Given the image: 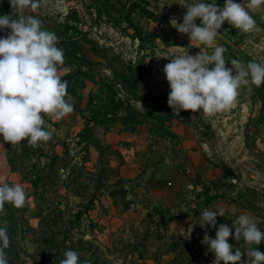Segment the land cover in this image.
<instances>
[{
    "label": "rangeland",
    "instance_id": "1",
    "mask_svg": "<svg viewBox=\"0 0 264 264\" xmlns=\"http://www.w3.org/2000/svg\"><path fill=\"white\" fill-rule=\"evenodd\" d=\"M60 2L62 11L56 8L57 0H47V3L41 0L42 8L36 17L44 20L49 27L51 21L63 20L64 23L67 18L84 20L89 25L83 30L77 26L76 30L72 28L74 29L72 35L78 36L76 44L83 48L86 43L88 48L85 51L89 52L90 56L93 54L95 57H101L97 64L90 63L94 59L87 57L90 62L83 66L84 74L88 76L86 80L91 79L94 82V90L99 95L97 97L89 93L87 109L83 116L84 123L86 118L92 119L95 115L93 108H97L99 104L104 115L102 121L94 125L99 126L94 127L91 132V140H95L96 143H88L89 141L84 139L75 147L72 139L66 141L67 151L46 168L43 167L45 163L38 149L27 143L12 146L6 142L14 165L21 170L33 194L26 217L34 229L26 227L18 233V236H24L21 243L27 250V264H52L51 260L55 254L57 258L59 255L63 259V254L67 251H56L57 246H49L51 249L47 252L40 250L41 247L47 246L43 237L54 235L51 231L47 233L41 231L43 225L53 220L52 216H49L45 221L46 210L40 211L36 203L44 208L47 201H59L67 210L66 213H62L57 224L52 226L60 231L57 234L59 243L62 241L65 228L63 222L75 219V212L85 210V207L89 206L81 222L72 229L73 235H83L84 239L92 243L90 246L87 245L88 250H82L79 255V260H83L82 264H214L215 254L202 243L205 232L214 239L220 224H228L231 227L232 221L241 214L250 215L256 222L262 217L257 225L264 231V85L259 87L250 85L251 92L248 91V87H243L235 105L213 117L204 115L202 109L194 113L197 115L195 124L209 141L207 154L211 156L212 161L223 164L226 173L237 179L230 187L236 188V191L238 186L242 189L241 214L235 217L226 213L224 217L218 216L216 229L211 225L207 227L200 225L203 210L194 214L190 221L184 220L179 223L178 227L181 226L182 231L169 228V223L173 219L171 214L162 220H157L151 214L144 218L129 216L118 230L111 227L110 222L105 220L106 209L97 199L101 194L109 192L119 206H126L128 202L123 189V178H116V165L122 161L121 153L115 146L101 142L102 133L107 127L115 125V122L123 123L131 129L142 121L151 119L157 130H164L166 121L172 117L183 116L181 112L187 113L185 118L191 117L193 113L191 110H182L179 114L171 116L174 114L168 105L171 89L163 72L164 66L170 61L157 56L166 55L169 50L187 49L189 55L194 56L201 51L200 48L208 53L213 49L206 48L197 41L191 42L188 34L179 33L171 25L172 19L183 23L187 8L180 3L193 4L199 0H60ZM203 2L207 4L213 0ZM214 2L223 7L225 0ZM235 2L242 3L256 23L253 30L244 33L225 21L219 30L216 45L226 49L224 53L226 67H232L230 62L233 59L245 64L250 61L264 63V4L259 8L250 9L247 8L249 0ZM49 5L50 11L45 10L44 8ZM5 14L21 13L12 8L10 0H0V15ZM196 23L199 26L200 19H197ZM62 24L51 30L55 34L65 32L66 23ZM76 44L72 50L77 47ZM177 46L185 49H177ZM74 50L76 53L80 51L78 48ZM83 79L84 77L79 76L78 81ZM75 84L79 85L78 82ZM80 91L82 92V88L78 86L75 93L68 92L69 97L72 98ZM94 123L95 121L91 120L90 124ZM0 139H3L2 135ZM91 143L100 146L96 150L97 156L96 151L90 149ZM71 146L72 150L69 149ZM91 152L95 156L93 169L90 163L89 167L84 163V159L90 158ZM80 160L82 164L79 163ZM101 207L102 213L98 212V208ZM93 208L97 210L93 212ZM70 212L72 214H69ZM5 214L6 209L1 216ZM4 220L6 223L11 221L6 218L2 219ZM41 220L44 223H41ZM49 223L44 228L51 227ZM234 231L233 228V234ZM72 240H76V237L73 236ZM228 242L233 245L234 250L238 248L245 254L250 249H259L262 244L264 246V242L260 245H247L243 238L236 241L234 236L230 237ZM14 243V247H9L12 254L18 248L17 243L15 241ZM135 253L138 257L133 258ZM248 260L247 255L242 257L244 264H247Z\"/></svg>",
    "mask_w": 264,
    "mask_h": 264
},
{
    "label": "clouds",
    "instance_id": "2",
    "mask_svg": "<svg viewBox=\"0 0 264 264\" xmlns=\"http://www.w3.org/2000/svg\"><path fill=\"white\" fill-rule=\"evenodd\" d=\"M12 8L18 13L30 8L36 10L41 0H10ZM187 11L183 23L176 19L171 25L179 33L188 34L191 42L197 41L206 48L196 55H189L187 50H169L158 58L169 59L163 72L171 91L168 105L173 113L191 110L193 113L202 109V113L213 117L230 110L240 95L243 87L264 85V63L250 61L247 64L231 60L232 67H226L223 46L216 45L219 30L225 21L230 26L248 33L255 27V20L242 3L225 0L223 7L199 0L193 4H182ZM264 0H249L247 8L256 9ZM56 8L62 11L60 0ZM200 19L198 26L196 20ZM0 30H10L0 37V135L12 146L27 141L31 147L41 142H48L53 135L51 124H46L45 116L60 120L74 111L70 102L67 81L62 80L58 67L65 62V54L58 47L59 37L43 29L42 21L32 15H0ZM215 45V46H214ZM177 49H185L177 46ZM211 66V67H210ZM10 203L20 209L31 203L25 189L20 184L9 186L0 184V215L5 213V204ZM223 208L218 211L203 210L200 218L202 227L211 225L217 228V217H224ZM234 228V234H233ZM241 238L247 245H260L264 242L262 231L256 220L248 214H241L228 224H220L215 238L205 232L202 243L215 254L214 264H244L242 257L247 255V264H264V252L258 248L250 249L246 254L238 248L233 249L228 241L233 237ZM10 247L7 226H0V264H8L5 249ZM60 264H79V253L74 250L64 252Z\"/></svg>",
    "mask_w": 264,
    "mask_h": 264
},
{
    "label": "crops",
    "instance_id": "3",
    "mask_svg": "<svg viewBox=\"0 0 264 264\" xmlns=\"http://www.w3.org/2000/svg\"><path fill=\"white\" fill-rule=\"evenodd\" d=\"M43 2L47 3V0ZM41 6L36 10L24 9L21 14L37 16ZM44 9L50 11V5ZM41 21L43 29L49 31L55 30L63 23V20L51 21L49 27L44 20ZM64 23H66L65 32L56 34L61 48L66 43L70 44L78 39L77 35H72L74 31L72 28L76 30L78 27L83 30L89 26L84 20L72 18L65 19ZM2 36L0 30V37ZM87 48L85 43V47L80 48L77 54L96 61L101 60V57H95L93 54H91L93 57L90 56L89 52L85 51ZM72 68L73 65L64 63L58 67L59 75L69 72ZM92 88L94 82L85 79L82 92L71 98L75 105L74 111L66 117L60 120L44 117L46 124H51L53 135L48 142L40 143L44 151L41 155L43 163L48 162L52 154L63 155L67 151L66 141L72 139V143L76 144L75 147L78 146L79 143L76 142L79 138L78 132L85 126L82 112H86L88 95ZM196 116L192 113L188 118L172 117L166 121L162 131L157 130L151 119L144 120L131 129L123 123L115 122V125L104 130L101 142L115 146L121 153L122 161L118 166L116 165V178H123V189L128 202L126 206H119L109 192L101 194L97 199L105 207V220L110 222L112 228L115 230L121 228L129 216L144 218L152 215L157 220H162L171 214L173 219L169 223V228L182 231L183 228L178 227V224L184 220L190 221L194 214L204 209L218 211L223 208L227 215L233 217L241 214L242 189L240 186L237 191L236 188L232 189L230 185L237 179L227 174L224 165L212 161L211 156L207 154L209 141L195 124ZM89 146L90 149L93 148L92 150L98 149L93 143ZM69 149L72 150V146ZM97 154L96 151L95 155ZM89 155L90 158L84 159V163L88 167L90 163L93 169L95 156L93 152ZM82 160L79 161L80 164ZM2 183H7L9 186L20 184L27 196L33 198L30 184L25 181L20 170L12 169L7 156V143L0 139V184ZM64 195L67 196L66 193ZM96 210L93 208V212ZM260 219L262 217L257 221L259 222ZM136 256L137 253L133 258Z\"/></svg>",
    "mask_w": 264,
    "mask_h": 264
},
{
    "label": "trees",
    "instance_id": "4",
    "mask_svg": "<svg viewBox=\"0 0 264 264\" xmlns=\"http://www.w3.org/2000/svg\"><path fill=\"white\" fill-rule=\"evenodd\" d=\"M9 30H2V35L6 36V34H8ZM2 36V37H3ZM77 41H73V43L70 42L66 43V45H64V47L62 48L65 54V62L64 63H68L73 65V68L63 74L60 75L62 80L67 81L68 84V89L67 91L70 93H75L77 91V87H84L85 86V79L88 78V76L86 74H84V68L83 66L86 65L89 59L86 56H82V55H78L74 49L78 48L80 49L79 44ZM77 45L76 48H74L72 50V48L74 47V45ZM58 47L61 48L60 45H58ZM71 48V49H70ZM99 61H94L92 60L90 63L93 64H97ZM79 76H81L82 78L84 77L83 80L78 81ZM79 83V85L75 84V83ZM75 85V86H74ZM94 90V88L91 89L90 91V95L95 94L97 97H99L98 93ZM89 95V97H90ZM70 102L73 104V102L70 99ZM74 105V104H73ZM105 105H108L105 103ZM100 104L98 105L97 108H93V112L95 113V115L92 117L91 120H94L95 123L94 124H90L91 120L87 119L85 120V126L79 130L78 135L82 136L83 138H79L77 140L78 143H81L82 141H84V139H87L90 142L96 143L95 140H91L92 136H91V132L94 129V125L96 123H99L102 121L103 119V115L104 112L101 111ZM75 107V105H74ZM104 107V106H103ZM82 115L84 116V112H82ZM177 115V113L171 114V116H175ZM106 129H109V127H107ZM162 131V130H160ZM25 143H27V141H23L21 143V145H24ZM88 145V144H87ZM99 145H97L98 147ZM110 146V145H109ZM100 147V146H99ZM35 149L39 150V155H43L44 151L43 149H41L40 144L37 147H34ZM7 156H8V161L12 167L13 170H20L19 168H17V166L14 165V159L9 155V151L7 149ZM60 155L59 154H54L52 156H50V160L48 162H46L43 167H49L51 165L52 162H54L55 159H57ZM102 170V169H101ZM21 171V170H20ZM47 190V189H46ZM125 193V191H124ZM46 207L44 206L41 207V204L36 203L39 206L40 211H44L45 215V221L46 218L48 219L49 216H52V220L53 222L49 223L48 228H44L46 227V225H48V223L44 226H42L43 228H41V231L43 233H47V232H53V236L48 237L45 236L43 237V240L45 241V245H47L46 247H41L40 250L42 251H50V247L49 246H57L56 251L60 250L61 252H63L64 250H74L76 252L80 253L82 252V250H88L89 246L92 245V243L86 239H84L83 235L80 236L79 234L73 235L72 229L74 227H77L76 224L81 222V218L83 216V214L86 212L85 210L89 208V206L85 207V210H79L78 212L74 213V218L75 219H70L68 220L66 223L63 222L65 228L63 230V238L62 241L59 243L57 241V234L60 232L58 231V229H54L52 228L53 225H56L58 219L62 216V213H66L67 210H65V208H63L61 206V203L59 201L54 202V201H47L46 202ZM29 207V203H26V205L23 208L17 209L15 207H13L10 203H6L5 204V209L7 210V214H5V216H1L0 215V226H4L6 224L7 226V234L9 235L10 238V247H14V241L17 243L18 248L17 251H14V254H12V252L9 250V248L6 250L5 252L7 253V259H8V264H27V259H26V254H27V250L25 248H23L21 240L23 239L24 236H18V233L20 232V230H25L26 227L27 228H33V226H31L29 220L26 217V212L28 210ZM69 214H72L71 212ZM10 219L11 221L9 223H6L5 220L2 221V219ZM41 223H44V221L41 220ZM73 236L76 237V240H72ZM13 241V242H12ZM75 241V243L73 242ZM70 242V244H69ZM54 243V244H53ZM87 245H89L87 247ZM259 250L263 251L264 250V246L262 244V246H259ZM15 255V256H14ZM23 255V256H22ZM45 255H47L45 253ZM21 259V260H19ZM60 259H62L61 256L55 254L53 257V260H51L52 264H57L60 263ZM15 260H19V261H15ZM35 263H37V261L34 259ZM83 260H79V264H82ZM99 264V263H98Z\"/></svg>",
    "mask_w": 264,
    "mask_h": 264
},
{
    "label": "built area",
    "instance_id": "5",
    "mask_svg": "<svg viewBox=\"0 0 264 264\" xmlns=\"http://www.w3.org/2000/svg\"><path fill=\"white\" fill-rule=\"evenodd\" d=\"M98 212L102 213L103 212V209L102 207L101 208H98ZM99 217V215H97Z\"/></svg>",
    "mask_w": 264,
    "mask_h": 264
},
{
    "label": "water",
    "instance_id": "6",
    "mask_svg": "<svg viewBox=\"0 0 264 264\" xmlns=\"http://www.w3.org/2000/svg\"><path fill=\"white\" fill-rule=\"evenodd\" d=\"M181 115L187 117V113L186 112H181Z\"/></svg>",
    "mask_w": 264,
    "mask_h": 264
}]
</instances>
